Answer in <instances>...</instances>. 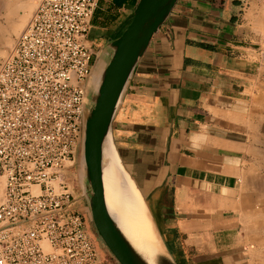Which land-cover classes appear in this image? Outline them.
<instances>
[{
  "label": "crops",
  "instance_id": "1",
  "mask_svg": "<svg viewBox=\"0 0 264 264\" xmlns=\"http://www.w3.org/2000/svg\"><path fill=\"white\" fill-rule=\"evenodd\" d=\"M24 1L0 0V60ZM137 1L98 0L85 43L114 38ZM112 135L109 166L131 179L178 264H264V0H178L133 69Z\"/></svg>",
  "mask_w": 264,
  "mask_h": 264
},
{
  "label": "built area",
  "instance_id": "2",
  "mask_svg": "<svg viewBox=\"0 0 264 264\" xmlns=\"http://www.w3.org/2000/svg\"><path fill=\"white\" fill-rule=\"evenodd\" d=\"M98 0H38L0 60V264H118L66 181L80 143Z\"/></svg>",
  "mask_w": 264,
  "mask_h": 264
},
{
  "label": "water",
  "instance_id": "3",
  "mask_svg": "<svg viewBox=\"0 0 264 264\" xmlns=\"http://www.w3.org/2000/svg\"><path fill=\"white\" fill-rule=\"evenodd\" d=\"M177 1L138 0L123 31L99 48L85 81L79 143L82 195L96 234L118 264H178L163 240L145 199L156 240L147 245H137L123 232L107 205L102 176V147L110 133L114 143L112 121L122 93L136 63Z\"/></svg>",
  "mask_w": 264,
  "mask_h": 264
},
{
  "label": "bare ground",
  "instance_id": "4",
  "mask_svg": "<svg viewBox=\"0 0 264 264\" xmlns=\"http://www.w3.org/2000/svg\"><path fill=\"white\" fill-rule=\"evenodd\" d=\"M32 5L33 2L30 0L14 5L13 10L18 8L25 10L24 15H17L16 20L12 24V30L15 33L25 20L27 12H29ZM105 140L102 147V176L109 210L123 232L130 236L137 245L150 244L156 238L145 202L131 179L121 171L118 165L114 164V168L118 173L109 166L105 152ZM141 242L143 244H140Z\"/></svg>",
  "mask_w": 264,
  "mask_h": 264
},
{
  "label": "rangeland",
  "instance_id": "5",
  "mask_svg": "<svg viewBox=\"0 0 264 264\" xmlns=\"http://www.w3.org/2000/svg\"><path fill=\"white\" fill-rule=\"evenodd\" d=\"M37 1L34 3V5H32L31 9L33 10L35 8ZM32 13V12H31ZM31 13L29 14V17L31 15ZM29 19V18H28ZM28 21V20H27ZM27 21L23 24V26H21V28L15 33L16 36L21 32V30L24 28V26L26 25ZM123 31V30H122ZM100 47L98 48H93L95 55L96 53H98ZM9 52V51H8ZM7 52V53H8ZM7 53H5L3 55V57H5L7 55ZM126 168V167H125ZM66 181L68 183V186L70 188V190L72 191L73 195H78L82 193V189H81V175H80V171H79V148H78V152H77V159L75 162L74 167H72L70 170H68L66 172ZM88 206V205H87ZM87 216V215H86ZM90 220V216L88 217ZM87 219V217H86ZM91 226L93 227L92 229L94 230V237H95V241L98 242V240L100 239L99 236L96 234L93 223L91 221ZM107 252V249L105 248V250L102 251V254H104V252Z\"/></svg>",
  "mask_w": 264,
  "mask_h": 264
},
{
  "label": "trees",
  "instance_id": "6",
  "mask_svg": "<svg viewBox=\"0 0 264 264\" xmlns=\"http://www.w3.org/2000/svg\"><path fill=\"white\" fill-rule=\"evenodd\" d=\"M131 18H132V16L130 17V19L128 20V22L126 23V25L129 23V21L131 20ZM126 25L124 26V28L126 27ZM124 28H123V29H124ZM121 32H122V31H121ZM121 32H119L118 34H116L115 37L118 36Z\"/></svg>",
  "mask_w": 264,
  "mask_h": 264
}]
</instances>
